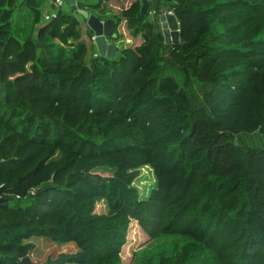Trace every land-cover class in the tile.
Returning <instances> with one entry per match:
<instances>
[{
  "label": "trees",
  "instance_id": "obj_1",
  "mask_svg": "<svg viewBox=\"0 0 264 264\" xmlns=\"http://www.w3.org/2000/svg\"><path fill=\"white\" fill-rule=\"evenodd\" d=\"M75 1L140 43L88 66L43 62L39 47L80 38L77 12L20 37L14 12L36 25L48 0H0V264H24L33 236L76 248L40 264H122L132 220L150 239L184 237L157 264H264V144L239 137L264 133V0H158L144 14L135 0L104 17L102 0ZM162 2L178 43L153 19Z\"/></svg>",
  "mask_w": 264,
  "mask_h": 264
},
{
  "label": "rangeland",
  "instance_id": "obj_2",
  "mask_svg": "<svg viewBox=\"0 0 264 264\" xmlns=\"http://www.w3.org/2000/svg\"><path fill=\"white\" fill-rule=\"evenodd\" d=\"M68 0H62L60 4V9L70 10V5L67 2ZM132 1V0H129ZM128 2V0H120L118 6L120 8L124 7V5ZM106 9H103L102 12L109 13H120L116 7L112 6L109 2L104 3ZM47 8L48 12L51 13L54 10L50 5L44 6L42 9ZM59 9V8H57ZM54 13V12H53ZM98 14V12H95ZM33 12L27 6L23 5L19 10H16L12 17V30L13 33H18V36L25 37L30 33H33L32 25H33ZM78 19L81 16L77 13L75 14ZM82 19V18H81ZM80 19V20H81ZM45 21V19H44ZM81 31L85 27L80 21ZM118 38L115 39L113 37L112 41L115 42V45L118 46V52L125 46H134L140 43L138 38L132 39L128 36V32L125 27V23H122L121 26L118 27ZM21 32V33H20ZM129 38L128 40L126 39ZM88 40L85 41L84 48L88 50L85 61H82L81 58L79 61L84 62L87 66L91 62V57L95 55V46L91 41V38L87 34ZM38 53L41 61L43 62H69L72 61L75 52L70 51L69 48L65 47V45L61 44L59 41H54L47 48L39 47ZM115 56V55H114ZM77 59V58H76ZM76 61V60H75ZM241 140L249 146L259 147L264 144V133L259 132H243L239 134ZM104 170H99L102 173ZM108 174V173H106ZM133 185L138 189L140 196L142 198H146L150 191L155 188L156 180L153 174L152 169L149 166H144L140 169V173L137 178L134 180ZM23 203L27 202L26 200L22 201ZM184 237H173V236H163L156 239H150L138 226L137 222L132 220L129 224L126 242L122 246L121 250V258L122 264H157L158 258L161 253L170 254V251L176 245V250L180 249L181 243L184 242ZM31 242L34 243L35 248L30 252L29 258L33 264H40L44 262L47 258H55L59 253L62 252H73L76 250L73 243L68 244H57L46 237H37L33 236L30 238ZM180 245V246H179Z\"/></svg>",
  "mask_w": 264,
  "mask_h": 264
},
{
  "label": "water",
  "instance_id": "obj_3",
  "mask_svg": "<svg viewBox=\"0 0 264 264\" xmlns=\"http://www.w3.org/2000/svg\"><path fill=\"white\" fill-rule=\"evenodd\" d=\"M70 8L72 11H76L85 20L87 26L94 33L93 44L97 50L100 59L104 57H111L117 54V45L108 41L109 37H116L114 33L112 19L101 20L94 14H90L86 10L77 8L75 0H69ZM175 4L162 2L160 10L154 15V19L157 24L161 27L162 34L165 39V43H178L179 42V25L176 16L171 13H167V9L172 10ZM150 7L148 0H141L140 13L144 14ZM182 47L186 52V44L183 43ZM0 204L7 206L9 203L5 199L0 197ZM24 264H33L28 256L22 258Z\"/></svg>",
  "mask_w": 264,
  "mask_h": 264
},
{
  "label": "crops",
  "instance_id": "obj_4",
  "mask_svg": "<svg viewBox=\"0 0 264 264\" xmlns=\"http://www.w3.org/2000/svg\"><path fill=\"white\" fill-rule=\"evenodd\" d=\"M53 1L54 0H48V2H47V4L46 5H50L51 6V8H53L54 10H56L57 11V8L54 6V4H53ZM88 1H94V0H88ZM120 0H110V4H112V6H113V4H114V6L116 7V9L121 13V10L123 9V8H127L133 1H135V0H132V1H129L128 0V2L124 5V7H122V8H120V6H118V2H119ZM149 1V3H150V5L153 7V6H155V4L157 3V1L158 0H148ZM68 3H69V0L67 1ZM102 2L103 3H101V7L96 11V12H98V14H96V15H99V16H101V17H104V16H107V15H111V14H113V15H116V16H120V13L118 14V12H116V13H114V12H112V13H107V12H102L103 11V9H106L105 8V6H104V3H106V2H109V0H102ZM75 4H76V1H75ZM70 5V4H69ZM60 8V7H59ZM71 9V8H70ZM56 11H53V12H56ZM153 11V10H152ZM48 13L50 16H52L53 15V12H51V13H49L48 12V10H47V8H45L44 10H43V13ZM76 12V11H75ZM80 15V14H79ZM81 16V15H80ZM150 17L152 18V14L150 13ZM76 18H77V16H76ZM82 18V19H81ZM81 20H83V22H82V24L85 26L84 28H83V30L81 31V28H80V33H81V35H80V38L78 39V40H71V41H69L68 42V44L66 45L65 44V47H68L69 48V52L70 51H73V52H75V54H74V57H73V59L72 60H76V61H79V59H81V58H84V59H82V61H85L86 59H85V57H86V55H87V53H85V51L86 52H88V50H86V48H84L83 46H84V44H86L85 43V41L86 40H88L89 38H87V34H88V36H89V33H88V29H89V27L87 26V24H86V20L81 16ZM43 19H45L44 17H43ZM78 19V18H77ZM80 19H78V21H79V27L81 26V20ZM154 19V18H153ZM101 20H105V18H102ZM45 22H46V20L44 21V22H40V23H37L36 25L34 24V22H32L33 23V25H32V29L31 30H33V34L35 35L36 33H37V30H38V28H40V27H42L44 24H45ZM122 23H125V21H123ZM121 23V24H122ZM121 26V25H120ZM126 27V26H125ZM161 27L159 26V29H160ZM127 30V29H126ZM160 31H161V29H160ZM128 32V31H127ZM21 33V32H20ZM129 33L130 32H128V36L130 37V38H132L130 35H129ZM93 36H94V33H93ZM92 36V37H93ZM90 37V36H89ZM92 37H90L91 38V41L93 40L92 39ZM113 37H109L108 38V41L110 42V43H113V44H115V42L114 41H112L113 39H112ZM126 39L128 40L129 38H127L126 37ZM139 39V38H138ZM56 42H57V40H55ZM84 43V44H83ZM92 43H93V41H92ZM94 53H95V55L94 56H98V53H97V50H96V48H95V51H94ZM77 58V59H76Z\"/></svg>",
  "mask_w": 264,
  "mask_h": 264
},
{
  "label": "built area",
  "instance_id": "obj_5",
  "mask_svg": "<svg viewBox=\"0 0 264 264\" xmlns=\"http://www.w3.org/2000/svg\"><path fill=\"white\" fill-rule=\"evenodd\" d=\"M61 3H62V0H54V1H53V4H54V6H55L56 8H59ZM152 13H153V12H152ZM167 13L171 14V13H173V11L167 9ZM42 15H43V17L45 18L46 21L49 20L50 15H49L47 12H46V13H43ZM92 39H93V37H92ZM33 191H34V190H32V192H33ZM8 195H10V194H8ZM16 197L18 198L19 196L16 195Z\"/></svg>",
  "mask_w": 264,
  "mask_h": 264
}]
</instances>
